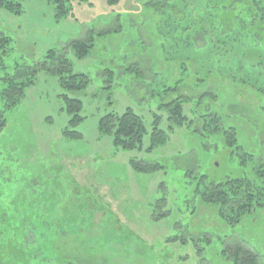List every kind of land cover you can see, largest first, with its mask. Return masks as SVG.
I'll return each instance as SVG.
<instances>
[{
	"label": "rangeland",
	"instance_id": "374dc122",
	"mask_svg": "<svg viewBox=\"0 0 264 264\" xmlns=\"http://www.w3.org/2000/svg\"><path fill=\"white\" fill-rule=\"evenodd\" d=\"M167 1L122 0L111 8L107 0H92V6L77 5L75 17L61 23L47 0H26L21 17L0 9V32L14 40L7 66L30 67L52 49H66L74 72L88 81L79 93L68 92L57 78L39 73L8 114L0 131V264H195L203 259L232 264L240 245L262 256L264 264V212L248 233L242 228L241 239L218 208L196 199L189 184L190 169L216 183L240 177V157L196 131L198 122L171 130L172 111L163 104L177 95L165 96L162 82L166 86L179 78L186 63L187 85L201 79L199 87L181 92L196 100L187 114L203 98L202 114L222 116L253 154L264 143V90L234 85L227 71H201L196 55L207 50L205 40L192 37L186 20L194 2ZM174 5L177 16L171 13ZM91 29L95 48L79 60L70 45L90 39ZM103 31L112 34L100 36ZM191 42L186 55L177 47ZM139 67L144 80L130 73ZM64 94L83 102V120L73 129L79 139L65 133L71 116ZM129 107L143 118L145 148L157 117L167 143L152 154L140 153L117 148L113 137L101 135L102 118ZM157 163L164 166L160 173L134 169L152 170Z\"/></svg>",
	"mask_w": 264,
	"mask_h": 264
},
{
	"label": "trees",
	"instance_id": "16d2710c",
	"mask_svg": "<svg viewBox=\"0 0 264 264\" xmlns=\"http://www.w3.org/2000/svg\"><path fill=\"white\" fill-rule=\"evenodd\" d=\"M25 1L0 0V9L13 16L21 17L24 15ZM47 1L52 6L55 20L58 23L75 17L73 13L77 5L92 6V0ZM187 1L194 2V6L191 7L193 12L189 11L187 14L189 18H186L191 23L192 37L194 36L195 40L202 38L207 47V50L196 55L200 56L196 60L201 71H227L229 78L235 77L236 81L232 80L234 85L244 86L247 84L251 85L250 89L258 87L257 90H264V71L260 70L261 67H264V0ZM121 2L122 0H107L108 6L111 8L119 7ZM169 2L170 0L167 1V3ZM155 6H159V3ZM163 7L161 9H164ZM171 10L172 15L177 16L179 11L175 5L171 6ZM117 21L120 20L117 19L115 22L117 23ZM187 28L186 31H188ZM118 29L119 26L116 29L117 33L120 31ZM95 33L96 31L91 29L88 33L90 39L73 42L70 45V49L77 59L84 60L90 56L91 51L95 48L92 41L96 37ZM106 34L111 35L112 33L100 32V36ZM13 43L14 40L11 36L0 32V74L4 75L3 78H0V103L3 106V109L0 110V131L7 127L8 114L15 111L23 102L27 93L26 89L35 84L39 73L46 72L57 78L62 89L68 92L79 93L84 90L86 83L88 84L86 75H78L74 72L66 49H52L46 54L44 61L30 67H25L22 63H16L15 67L7 66L6 60L13 53ZM193 46L191 42V45L186 43L179 44L177 47H180L186 55V52L191 51ZM193 51L188 54H193ZM189 70L185 63L181 68L179 78L170 80V85L166 86L162 82L165 96L177 95L175 99L163 104L172 111L169 114L171 118L168 119L170 129L175 131L190 127L198 122L196 131L240 157L238 171L241 175L234 178L228 177L225 181L216 183L211 182L207 175L197 174L194 169H190L187 175L191 177L193 183L189 184L197 200L206 206H214L219 209L221 219L230 228L232 234H243L240 232L242 228H245L244 231L248 233L246 229L251 227L255 220L257 223L264 212V143H260L261 147L257 154L247 153L246 146L241 142L236 127L227 126V121L220 115L202 114L203 98L197 100L198 108L192 107L187 114L188 105L192 101H196L189 97L186 99L181 94L182 90H190L188 89L190 86L186 83ZM135 72L137 75H141L144 80L140 67L138 70L132 68L130 73ZM232 72L238 74H232ZM199 84H201V79L197 78L191 86L199 87ZM192 87L190 88L192 89ZM207 96L206 94L204 99ZM63 99L66 111L71 116L70 126L65 133L79 139L82 137L81 134L73 129L83 120L81 116L83 102L79 98L70 97L69 94H64ZM158 119V117L157 120L155 118L151 143L147 148L144 146V139L148 132L143 118L130 107L121 115L112 113L102 118L99 130L101 135L113 137V143L117 148L140 153L144 149L147 153L152 154L158 146L160 147L168 141L166 132L156 127L160 122ZM258 135L256 133V138ZM24 162L18 164L22 166ZM155 165L156 167L152 170L139 167L134 169L138 173H160L164 170V166L160 163ZM162 203L166 204V199H163ZM238 227L241 229L234 232L236 228L238 230ZM241 239H243L242 236ZM236 251L232 264H263L262 256L254 251L247 250L241 245L237 246ZM195 264H209V261L203 259L202 262Z\"/></svg>",
	"mask_w": 264,
	"mask_h": 264
}]
</instances>
